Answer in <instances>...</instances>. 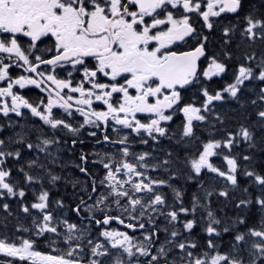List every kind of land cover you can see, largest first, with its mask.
Masks as SVG:
<instances>
[{
  "label": "snow or ice",
  "instance_id": "obj_1",
  "mask_svg": "<svg viewBox=\"0 0 264 264\" xmlns=\"http://www.w3.org/2000/svg\"><path fill=\"white\" fill-rule=\"evenodd\" d=\"M0 264H264V0H0Z\"/></svg>",
  "mask_w": 264,
  "mask_h": 264
}]
</instances>
